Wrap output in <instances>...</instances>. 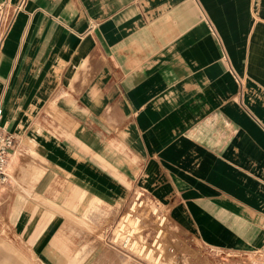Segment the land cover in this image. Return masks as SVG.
Returning <instances> with one entry per match:
<instances>
[{
  "label": "crops",
  "instance_id": "obj_1",
  "mask_svg": "<svg viewBox=\"0 0 264 264\" xmlns=\"http://www.w3.org/2000/svg\"><path fill=\"white\" fill-rule=\"evenodd\" d=\"M0 108L26 264H82L75 223L138 191L214 254H264V0H0Z\"/></svg>",
  "mask_w": 264,
  "mask_h": 264
},
{
  "label": "rangeland",
  "instance_id": "obj_2",
  "mask_svg": "<svg viewBox=\"0 0 264 264\" xmlns=\"http://www.w3.org/2000/svg\"><path fill=\"white\" fill-rule=\"evenodd\" d=\"M107 216L105 212L102 218L81 220V226L75 223L72 246L82 256V264H261L264 260L259 249L221 257L201 247L169 220L164 208L139 191L123 206L115 224L103 219ZM11 223L0 215V243L6 246L0 247V262L10 255L26 264L20 254L9 251Z\"/></svg>",
  "mask_w": 264,
  "mask_h": 264
},
{
  "label": "built area",
  "instance_id": "obj_3",
  "mask_svg": "<svg viewBox=\"0 0 264 264\" xmlns=\"http://www.w3.org/2000/svg\"><path fill=\"white\" fill-rule=\"evenodd\" d=\"M15 148L16 139L2 124V109L0 108V188L9 180V157Z\"/></svg>",
  "mask_w": 264,
  "mask_h": 264
},
{
  "label": "bare ground",
  "instance_id": "obj_4",
  "mask_svg": "<svg viewBox=\"0 0 264 264\" xmlns=\"http://www.w3.org/2000/svg\"><path fill=\"white\" fill-rule=\"evenodd\" d=\"M1 188H2V187H1ZM1 188H0V189H1Z\"/></svg>",
  "mask_w": 264,
  "mask_h": 264
}]
</instances>
